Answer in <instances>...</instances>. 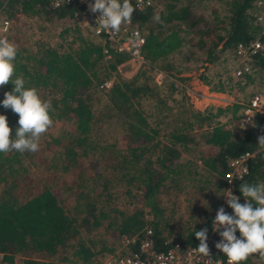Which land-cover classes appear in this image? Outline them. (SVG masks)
<instances>
[{
    "label": "trees",
    "instance_id": "trees-1",
    "mask_svg": "<svg viewBox=\"0 0 264 264\" xmlns=\"http://www.w3.org/2000/svg\"><path fill=\"white\" fill-rule=\"evenodd\" d=\"M195 1L199 0H160L158 6L134 14L139 26L145 29L141 56L149 65L168 73H178L182 67H176L170 57L188 35L198 31L213 36L211 49L222 39V47L227 48L254 36L256 25L250 9L256 0H230L227 26H214L205 19L203 30H199L202 19L193 14ZM74 9L72 6L49 9L46 0H0V14L8 18L38 15L44 22L64 21ZM156 16H159L160 22L156 21ZM65 25L60 30L61 36L71 29ZM73 29L75 31L68 46L66 44L62 49L61 45L41 46L37 53L25 55L24 50H18L14 63L16 75L26 81L25 87H35L41 99L51 101L52 120L71 121V131L61 128L49 143L60 149L63 169L72 172L71 178L61 184L73 191L79 211L70 216L68 209L58 199V191L51 188V181L38 179L32 182L18 164L19 152L0 153V184L6 185L0 192L2 262L11 264L16 256L20 258V264H93L95 242L88 238V234L105 220L108 226L116 229L118 236L137 233L140 237L144 227L150 228L155 249L164 250L170 245V232L166 223V206L160 200L162 190L181 192L184 185L192 181L201 189L214 184L221 193L224 188L222 176L226 170L225 159L243 151H255V154L249 162L248 174L232 185L233 192L240 197L239 202L244 203L239 191L241 183L264 182V148H260L257 141L261 132L224 127L218 119L226 114L236 118L238 105L210 107L194 115L205 124L202 136L204 144L213 148L210 153L199 151L195 154L197 146L194 136L189 134V120L184 126L171 127L165 132L145 122L133 103V100L137 101L145 94L143 85L137 86L135 80L125 81L118 77L109 89L97 90L99 83L115 71V66L125 60L126 55L113 53L110 59L104 61L101 45L81 35L78 27ZM222 29L225 36L221 34ZM217 31L219 33H214ZM255 67L264 78V57L256 59ZM228 79L231 80L228 77L222 82L219 76L215 81L202 77L203 82L214 91L228 90L232 85H237V81L229 84ZM250 79L249 76L245 77L246 81ZM12 87L11 83L0 87V101ZM169 87L173 93L176 91L172 85ZM47 89L50 90L48 94ZM97 91L112 109L120 111L121 116L127 119L124 126L127 136H140V144L118 149L112 145H102L93 138V130L101 121V114L92 108ZM0 115L7 117L8 126L12 129L11 137H14L18 115L2 106ZM197 160L201 164L200 174L196 170ZM112 181H123V184L133 185L140 191L147 208L146 218L142 210L128 212L114 207L105 210V207L97 206L99 192L106 190ZM34 185H39L40 190L34 192ZM106 194L109 197L112 195ZM101 196L107 199L105 195ZM223 207L225 212L232 213L227 204ZM110 212L113 213L112 217L108 216ZM214 218L205 220L203 227L182 230L181 243L198 245L195 232L201 228L208 229ZM81 232L83 236H79ZM135 247L136 244L131 246L133 249ZM255 256L257 254H252L244 264H257L251 258Z\"/></svg>",
    "mask_w": 264,
    "mask_h": 264
},
{
    "label": "rangeland",
    "instance_id": "rangeland-1",
    "mask_svg": "<svg viewBox=\"0 0 264 264\" xmlns=\"http://www.w3.org/2000/svg\"><path fill=\"white\" fill-rule=\"evenodd\" d=\"M194 2V0H191ZM230 0H199L195 1L193 14L201 18L200 29H204L203 21L205 19L210 20L214 26L226 27L228 24V3ZM215 12V14H213ZM255 10L250 9L251 17L254 22ZM2 17L4 14H0ZM216 15V17H213ZM38 15L32 16H17L16 18H9L11 20L10 29L8 32V40L14 42L18 50H24L23 54H35L38 48L41 46H58L64 48L65 45L71 42V37L74 34V29L71 25V29L66 33H60V30L65 24H68L65 20L57 21H43ZM8 18V17H7ZM226 29V28H225ZM81 35L87 36V33L79 30ZM219 33V31L214 32ZM221 34L223 33V29ZM224 38V37H223ZM91 39V37H90ZM213 36L200 34L195 32L188 35L182 46L177 50L175 54L170 57L177 67H182L178 73H170L174 75L172 79L165 78L160 85H156L153 82V75L150 67H140L136 72H131L128 68L120 69L119 71H112L109 75L115 77L116 80L123 79L125 81L135 80V85H143L145 94L139 97L137 101L133 100L134 106L141 112L143 119L149 126H154L161 131H166L171 127L179 126L186 122L191 123L190 133L194 136V142L197 146L195 154L197 152H212L203 142V132L205 131V124L199 122L194 115L199 113L197 107L199 103L192 101L188 96L183 95L180 88V84H186L190 89L198 88L199 84H202L208 88L203 82L202 77L206 76L209 80L215 81L219 76H225L228 74V70L232 67L231 50L232 46L223 48V39L211 49ZM22 48V49H21ZM223 48V49H221ZM163 64V62H161ZM158 68L155 65H152ZM129 70V71H128ZM168 73L165 70H162ZM102 75V74H101ZM100 75V76H101ZM230 76H227V79ZM232 80V82H231ZM228 79V83L232 84L237 81V85H232L227 93L228 100H238L246 102L249 96L255 91H264V78L259 73L253 74L251 79L246 82L240 83L239 80ZM173 84H177L174 86ZM169 85H172L176 91H170ZM177 87V88H176ZM99 90V89H97ZM50 90H46L48 94ZM169 92H172L170 94ZM95 103L93 105L94 111L101 114V121L98 123V127L93 130V138L100 141L102 145H112L118 149H124L129 146L140 144L141 137H128L127 132L124 129L127 119L121 116L120 111L112 109L106 100L100 95L99 91L95 94ZM128 112V111H127ZM201 115V114H200ZM225 120L223 116L219 118ZM54 123L49 130L41 136L39 141V150L35 153L31 152H19V163L25 171L26 176L33 182L34 180L43 179L45 182L51 181V188L58 191V199L61 200L63 205L68 209V213L73 215L79 211L78 203L74 201L73 191L66 188L61 184L63 181H68L71 178L72 172L64 170L62 166V160H60V149L54 147L49 143L50 139L58 134L61 128H65L71 131V121L68 119H62L60 121L53 120ZM226 121V120H225ZM234 121V120H233ZM221 122V120H220ZM264 135V133H263ZM200 162L196 161V170L200 174ZM197 179V177H194ZM110 182V186L101 193L96 202L97 206L105 207V210L111 209H125L128 212L142 210L147 217L141 193L133 185H125L123 181L113 183ZM115 184V185H114ZM114 185V186H113ZM5 184H0V192L5 189ZM216 186L212 184L209 188L205 186L201 189L197 183L189 181L187 182L181 192L173 190H162L160 193L161 203L166 207L165 215L167 216V229L170 232L168 241L173 239H181V231L185 228H193L195 226H204L205 220H212L217 210L220 207L226 205V201L223 202V192H219ZM40 190L39 185H34L33 191ZM98 191V189H97ZM165 191V192H164ZM55 192V191H54ZM106 193H111L109 197ZM105 198H102L103 196ZM204 212V214L202 213ZM113 213H108L109 217H112ZM81 232L79 236H83ZM88 238L95 242L93 247L94 261L97 263L103 256L112 253L118 248V235L116 229L107 225V220L96 229L92 230L88 234ZM86 240V239H85ZM87 241V240H86ZM257 264H263L259 258V255L251 257ZM20 258H14L11 264H19ZM0 264H4L0 261ZM7 264V263H5Z\"/></svg>",
    "mask_w": 264,
    "mask_h": 264
},
{
    "label": "built area",
    "instance_id": "built-area-1",
    "mask_svg": "<svg viewBox=\"0 0 264 264\" xmlns=\"http://www.w3.org/2000/svg\"><path fill=\"white\" fill-rule=\"evenodd\" d=\"M159 1L131 0L132 5L136 9L133 13L132 21L131 23L123 24L120 32L115 35H108L102 32L97 20L99 14L89 12L88 5L94 3V0H46V5L49 9H59L64 6L75 7L72 15L65 18L67 25L78 27L84 34L86 32L93 42L101 45L102 60L110 59L113 53L126 55V59L115 66L116 71L128 68L131 72L137 73L141 66H148L152 68L151 71L154 73L153 82L156 85H160L162 80L165 78L172 79L174 75L149 65L142 58L141 49L145 41V29L139 26L134 18V14H140L153 6H158L157 2ZM252 9L255 10L253 14L254 24L256 25L255 34L252 38L236 42L232 46V67L229 68L228 74L221 76L222 82L226 80L227 76H230V78L239 80L242 83L246 82V76L251 78L253 74H258L255 67L256 59L264 57V0L254 1ZM10 25L11 20L9 18L6 16L0 17V38L6 37L8 39ZM115 80L113 75L109 76L99 83L97 89L107 90ZM173 85L177 86V84ZM179 87L178 90H181L183 95L199 103L200 106L196 108L197 111L202 112L210 107H225L236 104L239 106L235 113L236 118L229 114L225 115V117L233 118L232 125L234 128L239 130L255 129L264 133V91H255L246 102H241L234 99L228 100L227 93H225L227 89L214 91L202 84H199L197 89L193 87L190 89L186 84H180ZM254 154L255 151H243L238 155L225 159L226 170L222 176L224 183L223 202L226 201L225 192L229 189L233 195L237 196L232 190V185L248 174L249 162L253 159ZM241 200L244 201V198L241 197ZM142 232L140 237H138L137 233L129 236L125 234L119 235L118 248L112 253L103 256L98 263L94 261L93 264H205V261H207V264H227V257L215 247L221 237L217 232L213 231L212 222L207 234L210 257H201L194 251L198 247L199 241L198 245H183L180 239H173L166 249L157 250L150 237L151 229L144 227ZM236 235L239 238V234L236 233ZM133 244H136L134 249L131 248ZM1 258L2 253H0V261Z\"/></svg>",
    "mask_w": 264,
    "mask_h": 264
},
{
    "label": "clouds",
    "instance_id": "clouds-1",
    "mask_svg": "<svg viewBox=\"0 0 264 264\" xmlns=\"http://www.w3.org/2000/svg\"><path fill=\"white\" fill-rule=\"evenodd\" d=\"M88 10L99 14L97 20L102 32L115 35L123 24L131 23L136 9L131 0H94L88 5ZM155 19L160 22L159 16ZM17 54L18 47L14 42L6 37L0 38V87L13 85L10 92L4 93L0 106L11 109L19 117L15 136L11 137L12 129L8 126L7 117L0 115V153L5 154L37 152L41 136L54 123L50 116L51 101L41 99L35 87L26 88L24 78L16 75L14 62ZM257 141L258 146L264 148V135L258 136ZM239 191L244 203H240V198L229 189L225 198L232 213L228 214L224 207H220L212 221L213 231L221 237L215 247L227 257V264H244L252 254H258L264 261V182L241 183ZM207 234V228L195 232L199 245L194 251L201 257H210Z\"/></svg>",
    "mask_w": 264,
    "mask_h": 264
},
{
    "label": "crops",
    "instance_id": "crops-1",
    "mask_svg": "<svg viewBox=\"0 0 264 264\" xmlns=\"http://www.w3.org/2000/svg\"><path fill=\"white\" fill-rule=\"evenodd\" d=\"M0 17H2V16L0 15ZM222 116H223V118H225L226 121L223 120V119H220V120H221V124H223L224 127L231 126L232 128H234V126L232 125V124H233V123H232L233 120H232L231 118H228V116H226V117H225V115H222ZM222 116H221V117H222ZM219 118H220V117H219ZM219 118H218V119H219ZM229 121H231V122H229ZM228 128H229V127H228ZM258 135H263V133H260V134H258ZM14 258H15V257H13V261H14ZM3 263L5 264L6 262H3ZM7 264H8V263H7ZM19 264H20V262H19Z\"/></svg>",
    "mask_w": 264,
    "mask_h": 264
}]
</instances>
